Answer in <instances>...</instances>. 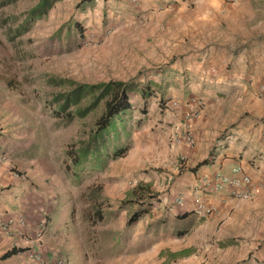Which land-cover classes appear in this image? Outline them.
Segmentation results:
<instances>
[{
	"label": "rangeland",
	"instance_id": "obj_1",
	"mask_svg": "<svg viewBox=\"0 0 264 264\" xmlns=\"http://www.w3.org/2000/svg\"><path fill=\"white\" fill-rule=\"evenodd\" d=\"M79 1L57 0L45 15L25 25L37 0H0V148L31 170L35 187L60 196L56 206L65 205L74 222H88L99 232L90 229L91 242L78 253L72 241L79 239L75 234L80 226L62 228L56 221L48 235L44 233L32 264H119L118 240L110 250L101 233L104 222H125L143 203V209L151 210L149 200H157L159 192L144 196L143 203L138 200L158 172L167 179L171 168L165 159L158 164L162 158L149 152L143 166L127 171L128 157L144 148L145 141L158 143L172 125L166 115L188 89L189 73L201 61L205 65L208 55L225 74L235 70V76L225 80L234 89L231 94L215 92L209 99L198 93L190 98L202 100V108L210 112L217 107L232 110L233 115L258 110L261 115L253 127L259 140L264 136V0H169L164 6L113 0L114 7L107 0H91L87 6L77 5ZM200 13L204 19H199ZM179 76L180 83L175 80ZM109 80L133 87L128 93L130 109L105 135L103 165L92 167L88 160L74 168L65 150L87 142L104 100L82 117L65 120L53 115L52 97L79 84ZM90 101L85 98L77 107L85 110ZM238 116L217 131L216 140L234 136L241 123ZM116 147L127 150L119 158L106 159L104 154ZM263 151L258 145L255 152ZM139 177L149 182L142 183ZM117 184L122 192L115 190ZM116 191L121 194L108 200L105 194ZM44 226L38 224L35 238L46 230Z\"/></svg>",
	"mask_w": 264,
	"mask_h": 264
},
{
	"label": "crops",
	"instance_id": "obj_2",
	"mask_svg": "<svg viewBox=\"0 0 264 264\" xmlns=\"http://www.w3.org/2000/svg\"><path fill=\"white\" fill-rule=\"evenodd\" d=\"M107 2L114 7L113 0ZM140 2L163 5L169 0ZM213 9L216 11L218 8L214 6ZM198 17L205 18L201 13ZM208 59L205 65H201V61L194 67L196 70L189 73L186 81L188 91L177 96L178 105L166 115L172 125L162 132L158 143L145 141L144 148L136 149L128 157L127 171L143 166L149 152H155L158 158H162L158 164L165 159L171 168L169 174H164L167 179L161 171L158 172L156 180L148 186V192L141 194L143 199L138 200L143 203L144 196L159 192L157 200H149L151 210H146L130 225H126V221L104 222L101 233L106 237L105 242L110 243V250L114 251V239L118 240L119 264H264V153L257 155L255 152L258 145L264 149V136L259 140L260 136L253 127V120L261 113L258 110L255 113L239 110L233 115L232 110L223 112L217 107L210 112L206 107L197 118H188L193 107L189 98L194 93L209 99L215 92L231 94L234 89L233 84L225 80L232 74L235 76V70L225 74L210 55ZM175 80L182 82V76ZM245 113L248 115H243ZM236 115L241 116V123L234 136L216 140L217 131ZM180 122L188 126L194 138L191 147L175 140ZM203 160L208 163L196 167ZM235 168L238 171L232 173ZM216 173L248 176L253 187L252 196L247 200H237L231 198L226 189L214 193L195 190L204 178ZM138 179L142 183L149 182L147 178ZM159 179L161 182L158 183ZM34 185L31 170L21 166L0 148V221L8 222L11 227L9 234L0 233V256L12 248L15 250V254L0 260V264H32L30 255L43 246L44 233L48 235L49 226H54L56 221L62 228L70 224L80 226L75 234L79 239L72 241L78 253L83 251L84 244L88 247L91 242V239L88 241L90 229L99 233L95 225L74 222L65 205L56 206L59 203L57 199H62L60 196H53ZM116 189L122 192V186L118 184ZM117 191V194H105L107 199L114 200L121 194ZM195 194L200 195L203 201L201 211L193 201ZM143 206L144 203L139 209ZM58 214H62V218H56ZM20 219L24 226L18 222ZM42 223L46 230L35 238L38 224ZM121 258L124 262L120 261Z\"/></svg>",
	"mask_w": 264,
	"mask_h": 264
},
{
	"label": "trees",
	"instance_id": "obj_3",
	"mask_svg": "<svg viewBox=\"0 0 264 264\" xmlns=\"http://www.w3.org/2000/svg\"><path fill=\"white\" fill-rule=\"evenodd\" d=\"M56 1L37 0L36 4L28 11L24 24L27 25V23H31L45 15ZM90 3L91 0H80L77 5L87 6ZM132 90L133 87L128 86L124 82L109 80L89 85L79 84L66 92L57 93L52 97L55 103L53 115L65 120L82 117L84 112L96 107L100 101L104 100L103 111L94 122V128L87 136V142L82 143L78 148L70 146L65 150V156L70 161L72 167H82L88 160L92 161V167L103 165L104 162L100 159V156L102 150L105 149V135L114 130L115 120H119L120 116L130 109L128 93ZM141 95L145 97L146 93L141 92ZM89 97L91 98L89 108L80 110L77 105L81 100ZM126 150V147H116L108 156L105 152L104 155L106 159H116L121 157ZM207 163V160H203L196 167ZM65 167L66 169L69 168L67 165ZM145 212V208L131 212L126 219V225L137 221ZM95 213L97 220H101L100 213L98 211H95ZM13 254H15V250L12 248L4 252L0 256V260H4Z\"/></svg>",
	"mask_w": 264,
	"mask_h": 264
},
{
	"label": "built area",
	"instance_id": "obj_4",
	"mask_svg": "<svg viewBox=\"0 0 264 264\" xmlns=\"http://www.w3.org/2000/svg\"><path fill=\"white\" fill-rule=\"evenodd\" d=\"M128 3L135 5L137 0H125ZM189 103L192 104V110L188 114V118L195 119L197 118L200 113L202 112L203 102L198 98H189ZM175 106V103H173ZM176 141H182L188 146H193L194 138L188 129V126L183 122L178 128L177 134L175 135ZM238 168L232 169V173H236ZM226 189L229 193V196L233 199L237 200H247L253 194V187L252 183L248 176L241 175L239 177H234L231 175H224L220 173H216L210 177L204 178L200 184V187H196V191L199 193L207 192V193H214ZM193 201L196 204L198 210L201 211L203 208V201L200 200V195L195 194L193 197ZM176 203H179V200H175ZM207 211L205 210V213ZM20 225L24 226V221L20 219L18 221ZM11 232V227L8 222L0 221V233L2 234H9ZM31 259H37V253H32L30 255Z\"/></svg>",
	"mask_w": 264,
	"mask_h": 264
},
{
	"label": "clouds",
	"instance_id": "obj_5",
	"mask_svg": "<svg viewBox=\"0 0 264 264\" xmlns=\"http://www.w3.org/2000/svg\"><path fill=\"white\" fill-rule=\"evenodd\" d=\"M43 222H45V221H43ZM42 224H43V223H42ZM43 225H44V224H43ZM33 253H37V252L34 251Z\"/></svg>",
	"mask_w": 264,
	"mask_h": 264
}]
</instances>
